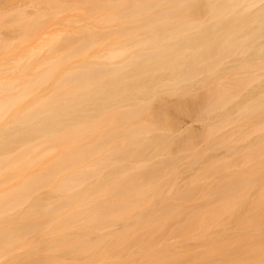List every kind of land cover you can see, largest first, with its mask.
<instances>
[{
  "label": "bare ground",
  "instance_id": "6f19581e",
  "mask_svg": "<svg viewBox=\"0 0 264 264\" xmlns=\"http://www.w3.org/2000/svg\"><path fill=\"white\" fill-rule=\"evenodd\" d=\"M41 1L0 39V264H264V0Z\"/></svg>",
  "mask_w": 264,
  "mask_h": 264
},
{
  "label": "rangeland",
  "instance_id": "374dc122",
  "mask_svg": "<svg viewBox=\"0 0 264 264\" xmlns=\"http://www.w3.org/2000/svg\"><path fill=\"white\" fill-rule=\"evenodd\" d=\"M20 2H26V6L22 9V10H18V11H14L11 14L8 15H0V39L4 40V41H11L12 44H16V43H21L22 45H20V48L24 51L23 53L26 52V48L27 45L29 43L32 44H40L42 41L46 40L49 35H51V33L49 32V29H42L39 32H37L36 34H34L29 40H27L26 42H22L24 37V29H23V22H25V20H27L26 18L33 16L34 14H36L37 12H41L43 10H45L46 12H49L51 9L47 3L42 2L41 0H18ZM13 2V3H12ZM15 2H17V0H0V7L1 6H6V4L9 3V5L12 3L14 4ZM17 12H20L24 17L23 18L24 21H20L17 18ZM65 14H68L65 13ZM64 16V15H63ZM57 18L52 20L48 25H52V28H58L60 27L58 24H56ZM86 22V21H84ZM15 55V51H7L4 52V54L0 55V59L4 58V59H10ZM166 98H168L169 100L173 99V96H166ZM181 117V123L183 122L186 123L184 126L186 125H190L191 128H198L200 126L199 122L196 121H190L188 119H190L188 116L180 114ZM188 120V122H186ZM252 138V137H251ZM224 149L219 148L218 150L215 151V156L218 157H222L223 155L227 156V154H224ZM217 158V157H216ZM223 159L224 156L222 157ZM219 159V158H218ZM221 159V158H220Z\"/></svg>",
  "mask_w": 264,
  "mask_h": 264
}]
</instances>
